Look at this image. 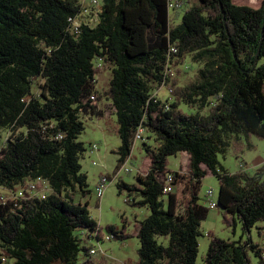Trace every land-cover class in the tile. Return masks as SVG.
<instances>
[{"label": "trees", "instance_id": "trees-1", "mask_svg": "<svg viewBox=\"0 0 264 264\" xmlns=\"http://www.w3.org/2000/svg\"><path fill=\"white\" fill-rule=\"evenodd\" d=\"M175 1L102 0L95 21L86 14L74 32L70 18L88 8L81 0H0V130L12 131L0 152V187L16 193L43 179L51 189L44 197L25 192L0 200V246L9 252L2 264H78L80 254V264L107 262L91 257L77 232H96L99 240L104 235L89 202L75 197V191L83 199L90 192L78 137L85 128L80 114L92 110L95 99L115 109L116 125L106 124L121 138L118 169L132 156L139 128L156 141L142 143L147 173L136 183L117 182L120 194L140 197L132 205L151 210L138 225L137 260L122 264H198L209 211L199 188L208 171L219 181L225 224L239 220L249 231L264 221V165L254 174L231 173L219 161L230 150L238 158L252 150L253 137L264 140V0H199L173 25ZM190 55L202 66L180 86L168 66ZM96 59L112 69L101 94L95 86L103 69ZM35 78L43 79L38 94ZM162 85L171 102L153 96ZM183 104L198 110L188 114ZM178 153L188 154L184 174L168 169L169 157ZM169 173L175 186L186 183L182 213L178 192H163ZM106 230L118 240L130 237L125 224ZM208 236L206 264H253L247 248L264 264V246Z\"/></svg>", "mask_w": 264, "mask_h": 264}, {"label": "rangeland", "instance_id": "rangeland-1", "mask_svg": "<svg viewBox=\"0 0 264 264\" xmlns=\"http://www.w3.org/2000/svg\"><path fill=\"white\" fill-rule=\"evenodd\" d=\"M102 2V0H99ZM175 1V0H172ZM181 7L177 10H171V23L173 25L178 24L182 20V16L186 9L199 3V0H180ZM88 12H94V8L90 5V0H86ZM90 20L95 21L93 17ZM95 65L103 69L102 73L97 76V83L95 89L98 94H101L103 89L108 87L109 80L112 76V69L110 66L104 68L103 61L100 59L95 60ZM202 63L195 62L192 56H188L180 64L169 66V73L175 77L180 86L188 84L194 79ZM43 82L42 78H35L33 84V92L39 93V86ZM153 96L161 99L165 102H171L173 99L170 96L168 86L162 85L156 87L153 91ZM92 99H94V94ZM87 100V99H86ZM85 100V101H86ZM90 105H94V108L86 113H81L80 117L84 123V130L78 137V140L84 144L85 151L80 157L82 164V172L87 175L89 194L83 199V201L89 202V209L91 216L99 223L103 228V233L108 234L106 230L107 225H114L118 230L126 225V232L130 234V237L125 240H118L114 237L110 240L101 239L99 243L94 239L93 233H89L87 229L77 231L78 235L84 239L83 244L89 246V248H97L99 250L96 256L93 258L101 259L105 257L107 262L105 264H122L125 260L131 259L137 260V250L140 248V241L137 237L139 222L148 217L151 210L148 207H136L132 205L134 201L140 200L138 195L129 196L126 191L119 193L117 182L120 180L127 183H136L137 176L140 174H146L150 167V158L147 156L143 149V142L148 143L151 146H156L154 135L145 131L144 140L136 141L132 156L127 159V166L131 168L130 172H122L119 177L114 176V171H117V163L119 155L117 153L118 148L121 145V138L115 131V128L106 124L107 120H111L113 125H116L115 109L112 106L111 101L102 99L101 101L92 100ZM181 108L188 114L195 113L198 109L196 107H190L187 105H181ZM100 111L102 116L99 118L97 112ZM207 113V109L202 111ZM0 147L5 141L12 136L11 129L3 128L0 130ZM252 141L255 147L252 150H247L241 157H236L232 150L225 155H219V161L222 165L228 168L230 172H236L239 169H246L250 174H254L262 165H264V140L257 137H253ZM96 145L97 151L92 152V147ZM94 162L97 164L94 165ZM244 163V167L240 168V164ZM188 154L178 153L169 157L168 169L171 171H180L182 174L187 172ZM109 174L111 181L105 189L103 198L98 200L96 195V186L102 175ZM184 181V180H183ZM47 186V184H44ZM212 188L213 195L207 197V191ZM174 191L178 192V212L183 211V199L186 196V183L178 184ZM26 191L24 188L17 191V195L21 197ZM199 195L202 202L208 207L209 211L205 220L201 223L202 235L199 237V253L197 257L198 264H206V257L210 237L208 232H212L215 236L224 240L240 241L244 244L246 241L250 243H258L264 246V221H259L255 226L251 227L249 231H246L239 220L236 221L235 231L234 226H228L223 222V210L218 204L219 195V181L218 179L208 173L203 179L200 188ZM12 197V195H8ZM75 197L77 200L82 199L80 193L75 191ZM129 201H126V199ZM133 199V200H132ZM210 202H215L218 207L211 209L209 207ZM104 236V235H103ZM159 242L167 245L168 241L162 237L158 238ZM248 256L253 264L258 263V257L254 252L247 248ZM85 259L83 254L79 255L78 264L82 263ZM13 260L5 264H12ZM2 264V263H0Z\"/></svg>", "mask_w": 264, "mask_h": 264}, {"label": "built area", "instance_id": "built-area-1", "mask_svg": "<svg viewBox=\"0 0 264 264\" xmlns=\"http://www.w3.org/2000/svg\"><path fill=\"white\" fill-rule=\"evenodd\" d=\"M81 1L83 4L86 5V3H85L86 0H81ZM90 2H91L90 5L95 9L94 12H88V8H86L84 10V12H82L79 16L74 17V18H70V21L72 23V29L74 30V32L80 31L81 24H82L83 20L85 19V17H87L86 14L89 17H93L94 20L97 18L98 12L101 9L100 1L99 0H90ZM170 6H171V8L180 7L181 1L177 0L175 2H172L170 4ZM90 21H92V20H90ZM171 50L174 52L177 51V49L175 47H172ZM169 66H170V64H169ZM143 134H144V129L139 128L138 132L136 133L135 139L139 140V141H143V139H144ZM57 138H62V135L60 134ZM1 148H2V146L0 147V152H1ZM97 150H98V147L96 145H94L92 147V152L97 151ZM96 164L97 163L94 162V165H96ZM127 164H128V162L126 161L119 169H117L116 172L114 171V176L119 177L122 172H127V173L130 172L131 168H129L127 166ZM243 167H244V163H241L240 168H243ZM111 179L112 178L109 174H105V175L101 176L99 183L96 186V195H97L98 200H101L103 198L105 189L108 186V184L110 183ZM175 183H176L175 176L172 173H169L167 175V177L165 178V186H164V190H163L164 194L172 192L174 190V188L176 187ZM44 184H47V183L43 179H38L36 181H31V182L27 183L25 186L20 187L19 189L24 188V190L26 192H28L30 196L44 197L46 192L51 191L48 184H47V186H44ZM0 189L3 192V195L0 196V200H4L5 196H8V195H12L11 198L19 197L16 194L17 192L14 193L10 190L3 189V187H0ZM24 195H25V193L22 196H24ZM212 195H213V189L210 188L207 191V196L211 197ZM126 201H129V199L127 198ZM217 206H218V204H216L215 202H210V208H216ZM93 237L99 243V239L97 238L96 232L93 233ZM112 238H113V235L111 233L104 234V236L102 237V239H105V240H110ZM98 252H99V250L97 248H90L89 255L91 257H93V256H96L98 254ZM8 258H9V252L5 248L0 246V260L2 261L1 263L6 262L8 260Z\"/></svg>", "mask_w": 264, "mask_h": 264}, {"label": "crops", "instance_id": "crops-1", "mask_svg": "<svg viewBox=\"0 0 264 264\" xmlns=\"http://www.w3.org/2000/svg\"><path fill=\"white\" fill-rule=\"evenodd\" d=\"M224 166V165H223ZM225 167V166H224ZM227 170H228V168L227 167H225ZM229 171V170H228ZM230 172V171H229ZM235 172V171H234ZM208 173H211L210 171H208ZM231 173H233V172H231ZM208 175V174H207ZM81 201H83V198L81 199Z\"/></svg>", "mask_w": 264, "mask_h": 264}]
</instances>
